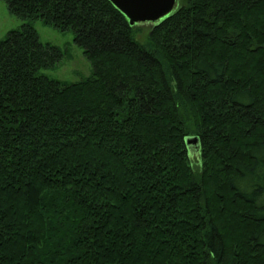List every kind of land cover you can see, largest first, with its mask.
<instances>
[{"label": "trees", "instance_id": "trees-1", "mask_svg": "<svg viewBox=\"0 0 264 264\" xmlns=\"http://www.w3.org/2000/svg\"><path fill=\"white\" fill-rule=\"evenodd\" d=\"M3 1L0 264H264V0H179L143 41L109 0ZM35 20L88 77L40 73Z\"/></svg>", "mask_w": 264, "mask_h": 264}, {"label": "rangeland", "instance_id": "rangeland-1", "mask_svg": "<svg viewBox=\"0 0 264 264\" xmlns=\"http://www.w3.org/2000/svg\"><path fill=\"white\" fill-rule=\"evenodd\" d=\"M178 1L176 0L174 8L177 6ZM21 23L22 20L8 10L6 2L0 0V40L4 38L9 30L17 28ZM32 24L36 28L41 42L56 45L63 52L61 59L55 65L41 69L40 73L67 83L79 81L91 74L90 62L83 54L82 49L73 42V32L71 30L61 31L54 26L44 24L41 20H35ZM151 26V22L136 24L139 30L137 33L139 41H143L146 38ZM189 159L193 169H199L200 157L197 150L190 149Z\"/></svg>", "mask_w": 264, "mask_h": 264}, {"label": "water", "instance_id": "water-1", "mask_svg": "<svg viewBox=\"0 0 264 264\" xmlns=\"http://www.w3.org/2000/svg\"><path fill=\"white\" fill-rule=\"evenodd\" d=\"M127 18L130 25L141 22H157L169 15L176 0H109ZM188 149H199V137L188 135L184 137Z\"/></svg>", "mask_w": 264, "mask_h": 264}]
</instances>
